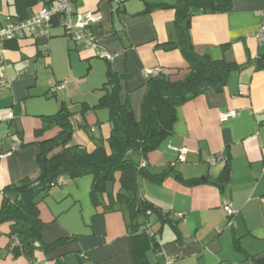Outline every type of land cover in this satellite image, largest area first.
Segmentation results:
<instances>
[{
    "label": "crops",
    "instance_id": "0c3cea01",
    "mask_svg": "<svg viewBox=\"0 0 264 264\" xmlns=\"http://www.w3.org/2000/svg\"><path fill=\"white\" fill-rule=\"evenodd\" d=\"M147 5L167 8L145 12ZM176 5H182V0H125L119 5L113 0H73L72 4L77 12L100 15L87 33L112 57L102 59L104 74L119 78V100L128 104L137 119L146 70L158 67L171 82L188 73L179 48L166 51L163 45L179 46L187 39L196 54L241 67L229 74L221 93L208 89L178 107L172 134L145 158L135 156L152 173L172 166L186 180L216 182L226 160L229 165L230 181L222 189L210 183L185 187L171 177L161 184L139 181L143 199L171 220L161 224L154 214L148 219V231L159 243L158 249L148 253L150 264H164L167 259L173 264H254V258L264 257V66L256 67L258 60L264 64V42L255 38L264 27V0H232L227 13L194 11L186 29L185 22L175 24V10L170 6ZM45 7L39 2L24 19ZM6 19L20 20L14 0H0V23ZM95 58H99L95 52L66 38L60 26L51 30L49 38L26 37L0 50V79L8 81V88L0 90V116L12 114L11 120L0 121V191L37 175V143L58 132L53 128L36 136L43 118L62 107L71 112L74 107L65 105L66 98L76 97L89 107L97 104L102 93L96 94L92 87L94 96L81 94L80 81L73 75L74 63L86 62L93 71L99 61ZM62 59L68 61L64 74L60 73ZM45 69H50L54 84L66 82V90L51 94L52 79L41 77ZM91 77L90 72L84 84ZM96 77L100 75L92 82ZM81 110L73 116L76 128L84 121V126L96 130L103 112L90 110L83 115ZM229 112L235 116L221 122L220 116ZM99 130L97 143L106 135L100 126ZM13 143L22 147L11 150ZM82 144L87 151L92 147ZM180 148L188 150L183 162L177 161L175 149ZM211 156H221L223 161L210 166L206 160ZM61 180L38 203L44 224L41 237L45 244L60 238L72 241L48 255L36 250L32 260L23 255L13 258L9 226L4 224L0 226V264H54L58 258L65 264H134L127 209L117 206L104 211L95 204L90 176ZM117 189L115 184L113 191ZM103 200L104 196L99 198ZM227 205L235 212L232 217L225 213Z\"/></svg>",
    "mask_w": 264,
    "mask_h": 264
},
{
    "label": "trees",
    "instance_id": "16d2710c",
    "mask_svg": "<svg viewBox=\"0 0 264 264\" xmlns=\"http://www.w3.org/2000/svg\"><path fill=\"white\" fill-rule=\"evenodd\" d=\"M57 1L14 0V7L17 17L23 20L27 11L39 2L48 7ZM231 3L232 0H182V5L170 8L175 10V24L185 22L186 29L194 11L209 14L227 13L231 10ZM157 8L167 6L147 5L145 12ZM162 47L166 51L179 48L187 64L188 73L182 80L176 82H171L163 74L146 78L138 119L127 103L120 102L119 78H115L113 74H109L108 81L100 88L102 94L97 104L93 107L82 105L83 115L94 109H108L111 126L107 139L109 152L104 148L102 141L89 152L81 145L70 144L76 119L73 117L74 113L67 108L62 107L55 115L43 118L42 128L35 133L36 136L40 137L53 128L58 129V132L54 137L37 143L38 153L35 159L37 175L33 178H24L0 191L2 195L0 226L4 224L9 226L8 237L11 240L10 251L13 258L23 255L32 260L36 250H42L48 255L72 241L60 238L51 244H45L41 237L44 224L40 220L37 206L53 187L59 186L57 180L61 177L74 180L90 176L92 178L90 196L95 204L102 205L104 211L114 210L117 206H124L127 209L134 264H150L148 253L158 249L154 233L148 231L150 215L154 214L161 224L171 222L167 214H163L159 208L143 199L139 189L140 180L161 184L166 178L171 177L185 187L210 183L221 189L229 183L227 160L219 180L209 182L206 178L186 180L172 166L160 173H152L146 166L141 167L129 156L131 152H138L145 158L155 151L159 144L172 134L178 107L208 89L221 93L229 74L241 69L236 64L213 61L207 55L196 54L187 39L179 46L167 43ZM263 66L261 60H258L256 67L260 69ZM115 184L118 185L116 192L113 191ZM103 196L105 201H99ZM139 217L142 219L141 222L137 221ZM253 263L264 264V257L254 258ZM54 264L65 262L58 258Z\"/></svg>",
    "mask_w": 264,
    "mask_h": 264
},
{
    "label": "built area",
    "instance_id": "2783aa9c",
    "mask_svg": "<svg viewBox=\"0 0 264 264\" xmlns=\"http://www.w3.org/2000/svg\"><path fill=\"white\" fill-rule=\"evenodd\" d=\"M124 0H113L116 5H119ZM73 0H58L54 5L45 7L39 10L37 13L32 14L30 17H27L23 20H11L6 19L0 23V50L8 42L19 40L22 38H49L51 30L55 26H60L65 36H68L76 44L82 46V48L91 50L95 52L96 56L100 59L110 61L112 57L102 51L94 40V38L87 33V29L97 24L100 21V15L98 13L92 12H77L73 9ZM255 38L259 42H264V27L261 26L258 32L255 35ZM162 74V70L158 67L146 70L144 76L156 77ZM8 88V81L4 78L0 79V90H6ZM67 83L61 82L52 85L49 89L51 94H56L59 91L66 90ZM235 116L234 112H229L220 116L221 122H226L229 118ZM12 114H7L5 116H0V121L11 120ZM20 147L19 143L11 144V150H16ZM177 152V161L183 162L184 156L188 153V150L185 148L175 149ZM223 161L221 156H211L206 160V163L210 166H214L218 162ZM141 167L145 165L140 164ZM57 184L61 185L62 180L59 178ZM264 202V197L261 199ZM225 213L228 217H232L235 212L230 208L229 205L224 208ZM178 219L182 215H176ZM159 245V243L157 242ZM164 264H173L172 259H167Z\"/></svg>",
    "mask_w": 264,
    "mask_h": 264
},
{
    "label": "rangeland",
    "instance_id": "374dc122",
    "mask_svg": "<svg viewBox=\"0 0 264 264\" xmlns=\"http://www.w3.org/2000/svg\"><path fill=\"white\" fill-rule=\"evenodd\" d=\"M65 37L66 38H69L68 36H65ZM71 41H73V40H71ZM95 59L96 60H99V61H97V62H95L93 64V71H91V68H90L89 64L86 63V62H84L82 65H79V64L74 63L75 66L73 68V69H75L74 70V73H73L74 79H78L80 81L79 86H80L81 91L79 90V92L81 94H84V95L86 93L90 97L94 96V94L91 93L92 87L93 88H96V91H95L96 94H101L102 92H99L100 88L109 79V77H108L109 73L104 74V67H103L104 66L103 65L104 64V61H102V59H99V58H95ZM100 62H102V63H100ZM67 66H68L67 59H62V61H60V73L61 74L66 73V71L68 70V67ZM90 72H91V75L93 77H91L87 81V83L84 84V82L86 80V76ZM97 72H98V74H96ZM99 75H100V77H96L95 78V81L96 82H92V79H94V76H99ZM41 77L45 81H48V82L50 81V79H52L51 80V84H54L55 83L52 74H50V69H47L45 72H43L41 74ZM81 79H83V80H81ZM99 79L100 80L103 79V80H101V82H97V80L99 81ZM96 83H97V85H95ZM98 83H100V84H98ZM75 98H73L71 100H68L66 98L65 105L66 106L70 105L72 108L74 107V109L71 108L72 109L71 110L72 113H77V114L79 113L80 114V109H81V106H82V103L83 102H80L81 100L80 101L75 100ZM87 99H89V98H87ZM94 110H95L94 112H98V111L103 112V113H101L102 115H99V117H100L99 123H101L99 126L106 133L105 137L102 138V140H103L102 142H103L104 148L107 150V152H109V146H108V142H107V139L109 138L110 131H111V128H110L111 126H110V122H109V111H108V109H104V108H99V109H94ZM103 114H106V117L103 118ZM84 123L85 122L83 121V123L81 125V128H79V129L76 128V127L74 128V131H73V134H72V139H71L70 144H72V145H83L82 143L85 142V143H88V144H91L92 145V147L88 150V151H92V150H94L96 148V144H94V143L96 141H98L97 139L100 138V135H99V133H100L99 126L96 127L97 128L96 129L97 131L96 130L91 131V129H89L88 127L84 126ZM74 136H76V138H78L79 140H75ZM75 141H78V143L80 142L81 144H77ZM135 154H138V152H131L129 154V156H130V158L132 160H134L135 163H137ZM137 221L138 222H141L142 219L139 217V218H137Z\"/></svg>",
    "mask_w": 264,
    "mask_h": 264
}]
</instances>
